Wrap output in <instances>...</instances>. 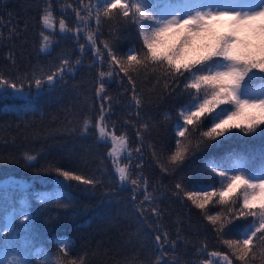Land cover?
<instances>
[{
    "label": "trees",
    "instance_id": "16d2710c",
    "mask_svg": "<svg viewBox=\"0 0 264 264\" xmlns=\"http://www.w3.org/2000/svg\"><path fill=\"white\" fill-rule=\"evenodd\" d=\"M46 2L0 0V71L5 77L15 78L33 71L39 75L41 70H54L61 59H69L72 64L80 60L63 81L57 80L54 88L37 90L33 83L22 95L0 97V182L12 181L0 185L5 190V204L0 208V245L8 254L19 255L27 251L34 262L42 258L37 256L39 250H50L53 258L60 256L64 260H76L77 264L81 261L83 264H149L159 255L153 243L155 227L159 225L161 232L167 231L169 239L177 241L174 250L165 246L167 256L163 259L168 264H176V261L179 264H204L212 252L229 255L233 264H239L222 240L242 238L241 233L253 218L234 220L227 225L221 239L183 191L176 194L175 184L181 183L184 191L211 190V185L219 190L222 185L218 178L213 179L207 162L219 161L230 154L246 157L248 166L258 169L264 165V125L255 133L231 129L224 137L217 138L219 143L192 153L179 169L173 171L174 165L169 158L177 149L176 140L187 143L186 139L177 136V125L183 122L178 119V112L190 99L180 89L191 78L181 82L177 94H169L165 79L158 71H152L151 67L141 69L136 84L143 103L137 108L131 102L130 92L121 86L120 78L115 73L111 77L105 76L104 94L112 98L108 127L112 130V122H115L116 134L127 135L128 147L133 150L131 159H127L132 178L137 172L147 177L149 191L156 189L154 195L162 212L161 217L150 212L140 216L134 204L143 200V191H138L137 200L133 201L130 182L121 186L108 155L111 143L105 145L98 141V132L92 125L87 133L82 131L85 118L95 123L98 115L100 101L95 95L98 72L101 68L109 71L107 57L101 65L95 50L87 43L88 32L96 28L95 19H90L87 27L77 22L73 8L80 7V0H51L55 27L44 29L39 23V15ZM81 14L86 15L83 11ZM61 17L69 28L82 30L61 33L58 23ZM12 29L18 35L10 36ZM41 31L52 37L47 51H40ZM99 31L102 34L97 36V47L106 53L102 42H109L118 58H123L129 47L139 46L142 42L134 25L105 19ZM81 44L85 45L84 51L80 49ZM9 52L14 53V63L7 59ZM261 84L264 81L257 79L251 86ZM191 91L195 93L194 89ZM145 122L149 128L141 130L142 138L137 137L136 131ZM204 123L206 126L201 131L211 127L207 120ZM186 135L194 142L199 132ZM141 145L139 153L134 151ZM154 151L159 161L153 157ZM28 155L36 159L28 161ZM141 160L143 167L136 169L135 165ZM161 165L168 171H161ZM57 167L99 182L95 187L76 181L65 182L54 171ZM49 168L53 170H45ZM57 194L60 203H43L38 199L42 195ZM24 204L31 216L30 226L19 229L17 219L13 225L17 227L15 237H6V217L13 212V206L19 208ZM229 208H238V203L222 204L214 197L206 211L221 213L223 218ZM61 240L71 244L66 253L59 251ZM249 264H261L259 255Z\"/></svg>",
    "mask_w": 264,
    "mask_h": 264
},
{
    "label": "snow or ice",
    "instance_id": "6c2138e0",
    "mask_svg": "<svg viewBox=\"0 0 264 264\" xmlns=\"http://www.w3.org/2000/svg\"><path fill=\"white\" fill-rule=\"evenodd\" d=\"M73 11L77 22L83 23L85 27L90 19H95L96 28L88 32L87 43L95 50L101 65L105 57L109 65V71L105 72L101 68L98 72L95 95L100 103L95 123L86 117L82 131L87 133L89 125H92L98 132V141H103L105 145L111 143L108 155L113 158L121 186L130 182L133 201L137 200V192L143 191V200L134 204L139 215L144 216L145 212H150L161 217L162 212L154 195L156 189L149 191L147 177L142 172H137L132 178L129 164L116 163V158L124 152L128 153L127 159L130 160L133 150L128 147L127 135L123 132L117 135L114 131L115 122H112V130L108 127L112 98L104 94L106 82L103 78L111 77L115 73L122 81L121 86L126 92H130L131 102L137 108L143 103L137 93L136 84V76L141 69L151 67L152 71H158L165 79V88L170 90L169 94H177L181 82L191 78L180 89L190 99L178 112V119L183 122L177 125V136L186 139L187 143L182 144L180 139L176 140L177 149L169 158L174 165L173 171L179 169L192 153L219 143L217 138L224 137L231 129L255 133L264 125V84L251 86L257 79L264 81V75H261L264 73V0H89V3L80 0V7L73 8ZM82 11L86 15H82ZM105 19L134 25L142 42L139 46L129 47L123 58H118L107 41L102 42L107 50L106 53L102 52L97 47V36L102 34L99 29ZM39 23L44 29H54L51 0H47L40 8ZM58 23L61 33H79L82 30L79 27L69 28L63 17ZM225 26L229 30L222 32L220 29ZM12 35H18L15 29L10 31V36ZM39 35L42 39L40 51H47L52 44V37L44 31ZM80 49L84 51L85 45L81 44ZM13 55L14 53L9 52L7 59L14 63ZM79 63L80 60L77 59L75 64ZM75 64L70 63L69 59H61L54 70H41L39 75L36 71L26 72L15 78L5 77L3 71H0V97L22 95L33 83L37 90L54 88L57 80L63 81L66 74L74 71ZM121 73L123 76H120ZM193 89L195 93L191 91ZM221 105L230 107L221 108L217 112L216 109ZM205 120L211 123V127L201 131L206 126ZM148 128V123L141 124L136 136L142 138L141 130L147 131ZM190 132H199L194 142L186 135ZM141 147L142 145L138 146L134 151L139 153ZM153 157L159 161L155 151ZM26 159L33 161L36 157L28 155ZM135 167L141 169L143 161ZM207 167L211 170L213 179H219L222 185L219 190L211 185V190L184 191L183 185L176 183V194L183 191L187 199L202 211L204 218L215 228L216 236L221 239L226 234L227 225L234 220L252 217L247 229L241 233L242 238L222 242L231 250V256L239 264H249L257 255L261 264H264V165L250 170L246 157L230 154L219 161L209 160ZM54 171L65 182L76 181L78 184L93 187L99 182L95 178L86 179L59 167ZM161 171L167 172L168 168L161 165ZM4 195L5 190L0 187V208L5 204ZM214 197H218L222 204L238 203V208L227 209L223 218L221 213L211 214L210 210L206 211V206ZM38 199L43 203H60L59 194L48 197L42 195ZM145 202L155 206L148 207ZM6 219V237L14 238L17 227L13 225L17 219L20 221L19 229L30 226L31 216L27 205L19 208L13 206V212ZM155 231L153 243L159 255L149 264H168L163 259L167 256L165 246L174 250L177 241L170 240L168 232H161L159 225L155 227ZM177 238L179 239V235ZM58 247L61 253H66L71 244L61 240ZM210 255L220 257L224 264H233L229 255L220 252H212ZM37 256L42 258L34 262L25 251L6 259L4 264H77L76 260H64L60 256L53 258L50 250H39ZM204 264L210 262L205 261Z\"/></svg>",
    "mask_w": 264,
    "mask_h": 264
},
{
    "label": "rangeland",
    "instance_id": "374dc122",
    "mask_svg": "<svg viewBox=\"0 0 264 264\" xmlns=\"http://www.w3.org/2000/svg\"><path fill=\"white\" fill-rule=\"evenodd\" d=\"M261 75H264V73H261ZM225 107H230V106H228V105H221V106H219V109L225 108ZM217 112H219V111H217ZM127 156H128V153L127 152H124L120 157L116 158V163L119 164V165L128 164L127 163ZM110 160H111V163H112L113 172L117 176V178L119 179L118 174L115 172V167H114V164H113V158L110 157ZM248 167H249L250 170L253 169L251 165H249ZM14 256H16V255H11L10 256L7 253H5V250H1L0 249V264H4V261L6 259H11ZM208 261L210 262V264H224V262L221 260V258L220 257H217V256H211Z\"/></svg>",
    "mask_w": 264,
    "mask_h": 264
},
{
    "label": "clouds",
    "instance_id": "9594fccd",
    "mask_svg": "<svg viewBox=\"0 0 264 264\" xmlns=\"http://www.w3.org/2000/svg\"><path fill=\"white\" fill-rule=\"evenodd\" d=\"M220 30H221L222 32H226V31H228L229 29L225 26V27L221 28Z\"/></svg>",
    "mask_w": 264,
    "mask_h": 264
},
{
    "label": "water",
    "instance_id": "95a60500",
    "mask_svg": "<svg viewBox=\"0 0 264 264\" xmlns=\"http://www.w3.org/2000/svg\"><path fill=\"white\" fill-rule=\"evenodd\" d=\"M6 182H8V181H6Z\"/></svg>",
    "mask_w": 264,
    "mask_h": 264
}]
</instances>
